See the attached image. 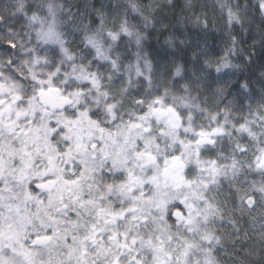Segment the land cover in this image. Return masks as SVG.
Instances as JSON below:
<instances>
[{
  "label": "snow or ice",
  "instance_id": "6c2138e0",
  "mask_svg": "<svg viewBox=\"0 0 264 264\" xmlns=\"http://www.w3.org/2000/svg\"><path fill=\"white\" fill-rule=\"evenodd\" d=\"M34 7L14 0L0 9V20L22 16L38 41L59 44L63 58L56 63L30 48L20 63L8 59L7 74L0 71V264H214L205 245L219 243L208 228L217 210L205 194L229 170L236 177L247 167L264 181V113L230 129L227 116L223 124L211 116L205 127L191 110H178L188 104L168 103L167 92L126 110L105 86L106 73L92 71L83 57L77 62L64 46L55 7L47 6L45 18ZM132 10L139 11L135 4ZM228 15L230 24L240 22L231 9ZM122 35L134 36L128 20L107 32L109 51ZM104 43L103 28L85 38L94 58L118 70L119 57L106 54ZM223 59L217 72L230 66L227 54ZM233 130L239 135L230 165L202 159L205 145L231 138ZM245 134L258 145L252 161L240 142ZM256 191L264 200V183ZM240 199L249 208L255 202L251 195Z\"/></svg>",
  "mask_w": 264,
  "mask_h": 264
},
{
  "label": "trees",
  "instance_id": "16d2710c",
  "mask_svg": "<svg viewBox=\"0 0 264 264\" xmlns=\"http://www.w3.org/2000/svg\"><path fill=\"white\" fill-rule=\"evenodd\" d=\"M150 1L27 0V3L34 5L33 11L39 10L42 18L47 17L49 4L55 7L54 28L64 46L77 62L83 57L85 62L91 61L92 71L106 73L105 86L118 99L122 98L126 110L130 105L136 108L138 100L154 99L167 92L168 103L176 98L177 104L181 101L188 104L189 108L181 106L178 110H191L196 124L205 127L209 126L211 116L222 124L227 116L229 123L225 128L230 129L232 124L239 127L237 122L251 121L264 113V15L258 10L260 0H226L218 17L214 21L205 19L203 23L208 0H171L152 9L145 8ZM12 2L0 0V9ZM133 4L139 11L132 10ZM229 9L240 17L239 23H229ZM125 20L132 26L134 36L122 35L109 51L108 44L112 42L107 39V32L117 31ZM51 22V18L45 19V30ZM100 28L104 31L105 53L112 59L119 57L113 82L108 79L115 72L111 63L94 58L95 50L85 45L86 36ZM36 29L39 30V24ZM14 33L20 35L14 38ZM137 34L141 37L139 46L135 43ZM12 43L15 48L9 46ZM30 48L56 63L63 58L59 44L38 41L36 31L28 28L22 16L6 13L0 20V71L7 74L8 59L20 63L30 55L26 52ZM226 54L230 66L217 72V66L225 63ZM177 67L181 69L180 75H176ZM12 75L22 78L15 71ZM125 88L127 92L122 91ZM211 126L215 127L216 122ZM252 127L259 134L258 123ZM233 133L231 138L218 137V143L206 148L207 154H202V158L230 165L239 135L234 130ZM240 142L251 149L247 159L252 161L258 145L247 134ZM218 177L220 183L216 191L213 189L217 214L210 217L208 228L219 243L208 246L212 248L211 259L214 264H264V200L256 191L264 181L259 171L245 167L236 177L230 170L226 176L221 173ZM189 178H195V173ZM246 195L255 201L251 208L240 199Z\"/></svg>",
  "mask_w": 264,
  "mask_h": 264
},
{
  "label": "rangeland",
  "instance_id": "374dc122",
  "mask_svg": "<svg viewBox=\"0 0 264 264\" xmlns=\"http://www.w3.org/2000/svg\"><path fill=\"white\" fill-rule=\"evenodd\" d=\"M170 2H171V0H151L145 6V8L152 9L153 7L159 6V5L164 4V3H170ZM225 2H226V0H208V6L206 8V13L203 15L204 17L202 18L201 23L205 22V21H203L205 19H212L214 21V19H216L218 17V12L220 11V9H222V7H223V5H224ZM260 3H261V0L258 1V3H257L258 10L261 13V15H264V10H262L260 8ZM200 7L203 9L202 3H200ZM196 21H198L197 18H196ZM192 23H193V21H191V24ZM9 46L12 48V45L11 44H9ZM115 75H117V70H115V72H114L112 82L115 81V79H114L115 78ZM20 79L22 80V78H20ZM117 81H120V80L117 79ZM127 82H130L129 79L127 80ZM133 109H138L139 110V106L137 105V103H136V108H134L133 105H130V108L128 110H133ZM125 119H127V117H125ZM213 146L214 145H205V148L213 147ZM202 154H203V152H202ZM202 159L206 160L205 158H202ZM217 164L219 165L218 162H217ZM205 177H207V174L206 173H205ZM220 178L221 177H218L217 176V179L219 180V183H220V180H221ZM209 188L212 189V190L209 191V192H207L205 195L209 198V200L213 203V205L215 207L214 196H215V191H216L215 189L217 188V185H209ZM213 189L215 191H213ZM181 206L183 207V205H181ZM214 226H216V222H215V225ZM205 246L208 247V245H205ZM200 258H201V261L203 262L204 254H201Z\"/></svg>",
  "mask_w": 264,
  "mask_h": 264
},
{
  "label": "flooded vegetation",
  "instance_id": "af4514ba",
  "mask_svg": "<svg viewBox=\"0 0 264 264\" xmlns=\"http://www.w3.org/2000/svg\"><path fill=\"white\" fill-rule=\"evenodd\" d=\"M94 118H97V117H94ZM99 119H103V116H100L99 117ZM108 127H111V125H108ZM105 175H109L107 172H105ZM182 207V206H181ZM171 219H173V220H175L174 218H173V216L171 217Z\"/></svg>",
  "mask_w": 264,
  "mask_h": 264
},
{
  "label": "water",
  "instance_id": "95a60500",
  "mask_svg": "<svg viewBox=\"0 0 264 264\" xmlns=\"http://www.w3.org/2000/svg\"><path fill=\"white\" fill-rule=\"evenodd\" d=\"M173 218L175 219V216L173 215Z\"/></svg>",
  "mask_w": 264,
  "mask_h": 264
}]
</instances>
